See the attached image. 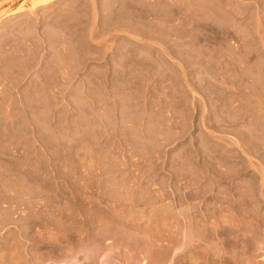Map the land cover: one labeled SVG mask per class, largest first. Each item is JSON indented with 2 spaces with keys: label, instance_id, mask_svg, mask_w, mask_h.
Returning <instances> with one entry per match:
<instances>
[{
  "label": "rangeland",
  "instance_id": "rangeland-1",
  "mask_svg": "<svg viewBox=\"0 0 264 264\" xmlns=\"http://www.w3.org/2000/svg\"><path fill=\"white\" fill-rule=\"evenodd\" d=\"M0 264H264V0H0Z\"/></svg>",
  "mask_w": 264,
  "mask_h": 264
},
{
  "label": "bare ground",
  "instance_id": "bare-ground-1",
  "mask_svg": "<svg viewBox=\"0 0 264 264\" xmlns=\"http://www.w3.org/2000/svg\"><path fill=\"white\" fill-rule=\"evenodd\" d=\"M108 213V212H107ZM138 228V227H137ZM137 231V230H136ZM175 238V237H174ZM189 238V237H188ZM97 245H98V242L96 243ZM180 244V243H179ZM97 245H95L96 246V249H94V251H101V249H100V247H99V245L97 246ZM173 245V244H172ZM93 246V245H92ZM185 246V245H184ZM88 247H89V245H88ZM136 247V246H135ZM178 248V247H177ZM86 249V248H85ZM88 249V248H87ZM93 249V248H92ZM135 249V248H134ZM175 249V248H174ZM79 250H80V248H79ZM172 250V249H171ZM177 250V249H176ZM88 252V251H87ZM94 254L95 253H97V252H93ZM101 253V252H100ZM103 257H105L104 255H103ZM102 257V258H103ZM105 259V258H104ZM101 261H102V259H101Z\"/></svg>",
  "mask_w": 264,
  "mask_h": 264
}]
</instances>
